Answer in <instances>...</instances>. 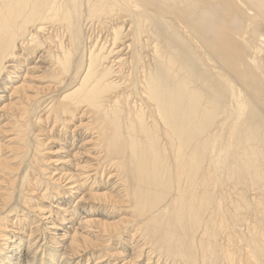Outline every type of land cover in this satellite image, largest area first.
<instances>
[{"label":"bare ground","instance_id":"6f19581e","mask_svg":"<svg viewBox=\"0 0 264 264\" xmlns=\"http://www.w3.org/2000/svg\"><path fill=\"white\" fill-rule=\"evenodd\" d=\"M142 260L264 264V0H0V264Z\"/></svg>","mask_w":264,"mask_h":264},{"label":"rangeland","instance_id":"374dc122","mask_svg":"<svg viewBox=\"0 0 264 264\" xmlns=\"http://www.w3.org/2000/svg\"><path fill=\"white\" fill-rule=\"evenodd\" d=\"M43 123V122H42ZM44 136H42V138H43ZM49 147H52V149L51 150H49L48 148ZM53 148L55 149V148H57V145H56V143H54V142H50L46 147H45V149L42 151V153L44 154V155H42V157L41 158H44V157H47V158H49V159H47V160H52V159H55L56 158V156L58 155V154H54L53 152H50V151H52L53 150ZM58 165H56V164H52V166H51V168L52 167H57ZM42 186H45L44 184H42ZM41 186V187H42ZM40 187V188H41ZM42 188H44V187H42ZM145 263V260H142V264H144Z\"/></svg>","mask_w":264,"mask_h":264}]
</instances>
